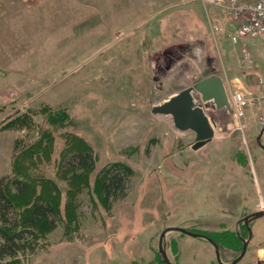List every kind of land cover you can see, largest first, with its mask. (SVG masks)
I'll list each match as a JSON object with an SVG mask.
<instances>
[{
    "label": "rangeland",
    "instance_id": "1",
    "mask_svg": "<svg viewBox=\"0 0 264 264\" xmlns=\"http://www.w3.org/2000/svg\"><path fill=\"white\" fill-rule=\"evenodd\" d=\"M0 19V177L14 165L34 183L55 180L69 223L13 264H156L158 236L167 227L222 233L238 226L247 238L237 221L264 211V151L255 141L264 86L240 63L241 46L210 31L200 2L0 0ZM245 48L264 75V40ZM210 75L227 92L241 87L260 101L238 123L230 107L204 109L214 136L192 150L194 133L151 108ZM260 140L264 145V132ZM80 150L92 154L94 166L88 188L77 185L65 210L61 172ZM114 163L133 174L126 196L105 209L92 184ZM164 244L175 264H217L205 239L172 231ZM241 246L224 249L221 261L230 262ZM236 264H264V256Z\"/></svg>",
    "mask_w": 264,
    "mask_h": 264
},
{
    "label": "trees",
    "instance_id": "2",
    "mask_svg": "<svg viewBox=\"0 0 264 264\" xmlns=\"http://www.w3.org/2000/svg\"><path fill=\"white\" fill-rule=\"evenodd\" d=\"M10 122L9 120L3 123L1 129L6 128ZM17 149L18 143H14L13 150ZM65 164L67 168L63 169L61 175L66 174L64 180L67 185L63 192L67 199L65 203L67 210L72 199V191L77 190V185L80 188H88L87 176L93 169L94 158L87 150L75 151L65 159ZM132 174L128 166L119 163L99 171L92 184V190L99 195L102 207L109 209L114 202L126 196L128 181ZM30 177L32 178L24 171L19 172L14 165L10 174L0 177V264L19 263L20 257L25 256L27 252L32 253L51 229L62 225L65 231L69 224L67 222L65 225L66 223L62 221L64 215L61 214L59 207L62 187L51 178L34 183L30 181ZM186 230L211 238L218 246L219 254L224 249L231 250L242 240L235 231L210 233L189 228ZM179 234L183 236L182 233ZM176 246V241H173L171 247L174 251L177 250ZM175 255H178L177 251ZM156 264L165 263L160 257Z\"/></svg>",
    "mask_w": 264,
    "mask_h": 264
},
{
    "label": "water",
    "instance_id": "3",
    "mask_svg": "<svg viewBox=\"0 0 264 264\" xmlns=\"http://www.w3.org/2000/svg\"><path fill=\"white\" fill-rule=\"evenodd\" d=\"M194 92L200 95L199 103L194 98ZM204 109H211L215 112L221 110L229 111L225 87L222 79L217 75L207 76L195 83L192 87L184 88L162 102L153 105L151 112L154 114L169 115L172 118L175 128L181 131H192L195 137L190 147L192 150H197L211 141L214 136L215 123L211 118L207 117ZM263 132L264 125L258 131L255 141L258 147L264 151V145L260 140ZM262 217H264V211L259 210L246 215L242 219L247 226L248 236L246 239L241 240L242 247L240 253L228 263H223L221 261L218 246L211 238L181 227H167L160 232L157 241V253L165 264H173L166 255L164 239L167 233L175 231L190 237L202 238L208 241L214 249L217 264H236L245 255L247 244L251 236L248 227L249 222Z\"/></svg>",
    "mask_w": 264,
    "mask_h": 264
},
{
    "label": "built area",
    "instance_id": "4",
    "mask_svg": "<svg viewBox=\"0 0 264 264\" xmlns=\"http://www.w3.org/2000/svg\"><path fill=\"white\" fill-rule=\"evenodd\" d=\"M187 1L202 4L207 24L213 34L224 32L231 43L241 46L240 63L247 69V73L255 74L258 85L264 86V75H259L254 70V65L245 48L255 40H264V0ZM215 16L221 21L220 23L215 21ZM225 91L228 105L232 109V117L237 123L245 116L248 108H252L260 101L259 96L254 92L241 87L235 88L232 92H227L225 88Z\"/></svg>",
    "mask_w": 264,
    "mask_h": 264
},
{
    "label": "crops",
    "instance_id": "5",
    "mask_svg": "<svg viewBox=\"0 0 264 264\" xmlns=\"http://www.w3.org/2000/svg\"><path fill=\"white\" fill-rule=\"evenodd\" d=\"M256 95H259V94L257 93ZM4 101H1V103ZM260 185H262V188L264 189V178H262V180L260 181ZM248 226H250V229H251V236L247 244L244 257L248 255L249 256L253 255L254 259L259 260L262 258V256H264V217L250 221ZM234 231L238 235H240L238 233V226L234 227Z\"/></svg>",
    "mask_w": 264,
    "mask_h": 264
},
{
    "label": "flooded vegetation",
    "instance_id": "6",
    "mask_svg": "<svg viewBox=\"0 0 264 264\" xmlns=\"http://www.w3.org/2000/svg\"><path fill=\"white\" fill-rule=\"evenodd\" d=\"M195 135V134H194ZM245 217V216H244ZM244 217H241L238 221H237V224H239V223H241L242 225H243V228H246V230H247V226L245 225V223L243 222V218Z\"/></svg>",
    "mask_w": 264,
    "mask_h": 264
}]
</instances>
